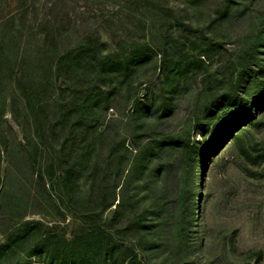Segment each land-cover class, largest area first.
Wrapping results in <instances>:
<instances>
[{"label":"rangeland","instance_id":"374dc122","mask_svg":"<svg viewBox=\"0 0 264 264\" xmlns=\"http://www.w3.org/2000/svg\"><path fill=\"white\" fill-rule=\"evenodd\" d=\"M250 48L256 76L245 91L258 94L264 92V0H71L65 6L56 0H0V130L6 136L0 157V264H42L43 248L33 244L45 226L68 237L79 227L71 212L100 210L105 145L90 136L116 113L114 107L103 110L102 101L92 105L97 76L102 89L115 88L106 102L121 111L130 112L137 97L176 96L180 106L171 115L173 125L185 120L194 101L200 105L228 90L244 64L239 57ZM198 55L202 64L193 58ZM132 57L129 72L124 64ZM19 75L32 100L47 101L52 149L34 136L26 89L16 84ZM85 96L83 124L72 109L67 126H58L69 98ZM231 111L220 104L205 119L221 120ZM256 119L258 125H245L243 138L252 151L264 147V103L255 109ZM123 125L115 122L119 130ZM194 137L204 140L199 132ZM53 158L60 196L43 187ZM244 164L237 149L224 147L207 172L198 169L205 203L188 246L150 245L139 255L141 262L210 264L211 257V264H254L248 250L260 249L264 264V163L249 165L261 172L258 178L246 174ZM67 166H74L71 176H61ZM25 220L42 225L24 229ZM199 237L202 243L194 244ZM138 245L147 247L144 241Z\"/></svg>","mask_w":264,"mask_h":264},{"label":"trees","instance_id":"16d2710c","mask_svg":"<svg viewBox=\"0 0 264 264\" xmlns=\"http://www.w3.org/2000/svg\"><path fill=\"white\" fill-rule=\"evenodd\" d=\"M56 1L65 6L71 0ZM252 49L239 57L238 61H243L244 64H240L235 78L229 80L228 90H224L219 97L214 94L206 97L200 105L194 101V109L186 114L185 120H177L173 125L175 117L171 115L180 106V100L176 96L161 93L147 99L137 97L130 112L121 111L116 104L106 102L115 88L102 89L98 84L102 77L97 76L95 87L98 92L89 97L94 101L92 105L102 101L103 110L114 107L116 113L101 120L98 130H94L90 136L94 140L101 139L105 145L100 186L101 207L98 212H71L78 219L79 227L68 237L45 226L33 244L43 248L42 264H115L116 258L121 261L120 264H144L139 255L145 254L149 247L152 248L150 245H166L177 241L181 246L187 247L191 230L198 224V211H203L205 203V196L199 188L201 176L198 169L201 173L207 172L212 157L224 147L237 149L245 163L243 170L246 174L257 178L262 175L249 165L259 166L264 163V147L252 151L253 148L243 142L247 131L245 125L260 123V120H255V109H259L264 103L263 91L258 94L245 91L256 76L253 67L255 62H251L254 57ZM193 58L197 63H203L202 56ZM135 60L132 57L125 62L124 69L130 72ZM126 74L114 72L111 75L124 78ZM106 75H110V72H106ZM121 81L120 79L119 82ZM16 84L26 89L23 93L34 136L44 147L52 149L51 141L54 136L47 120L46 99L36 97L32 100L20 75ZM87 102L86 96L69 98L68 104L64 106L66 111L57 125L66 124L65 119L72 109L77 115V120H74L83 124L81 121L84 116L81 117V114L86 109ZM220 104L231 107L229 116L221 120H206V115L211 116ZM122 120L124 125L119 130L115 127V122ZM196 132L204 140L195 139ZM5 140L6 136L0 130V157ZM81 153L84 155V152ZM50 165L48 179L43 187L47 192L54 191L60 196V184L54 178L57 173L54 158ZM73 168L74 166L65 167L61 176H71ZM38 175L44 178L42 173ZM228 195H233L231 186L228 187ZM104 212L106 216L102 218ZM23 223V226L28 225L24 229H31L33 223L42 225L38 220H25ZM236 232L234 228L230 233L231 248ZM142 241L147 247L138 245ZM201 241L199 237L194 244L202 243ZM248 253L254 257V264H261L260 249H251ZM174 255L172 257L175 259ZM207 262L211 264L212 258L209 257ZM177 264L185 262L178 261Z\"/></svg>","mask_w":264,"mask_h":264}]
</instances>
